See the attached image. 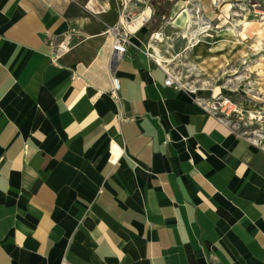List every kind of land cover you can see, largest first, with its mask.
<instances>
[{
  "label": "crops",
  "instance_id": "obj_1",
  "mask_svg": "<svg viewBox=\"0 0 264 264\" xmlns=\"http://www.w3.org/2000/svg\"><path fill=\"white\" fill-rule=\"evenodd\" d=\"M122 1L0 0V264H264V146L166 84L146 25L112 60Z\"/></svg>",
  "mask_w": 264,
  "mask_h": 264
},
{
  "label": "rangeland",
  "instance_id": "obj_2",
  "mask_svg": "<svg viewBox=\"0 0 264 264\" xmlns=\"http://www.w3.org/2000/svg\"><path fill=\"white\" fill-rule=\"evenodd\" d=\"M149 6L151 53L155 44L182 86L264 146V0H144L142 9ZM183 11L192 20L187 29L176 23Z\"/></svg>",
  "mask_w": 264,
  "mask_h": 264
},
{
  "label": "built area",
  "instance_id": "obj_3",
  "mask_svg": "<svg viewBox=\"0 0 264 264\" xmlns=\"http://www.w3.org/2000/svg\"><path fill=\"white\" fill-rule=\"evenodd\" d=\"M144 7V0H123L121 5L122 10V22L120 25L114 27V44H113V54L112 60L117 62L121 59L127 49V44L129 42V33H126L125 25H145L152 18L151 14L146 13V8ZM71 50L69 43L55 42L54 50L51 54L52 61L58 63L60 58L68 53ZM168 73V78L166 80L167 85H180L177 77L169 70H166ZM121 89L120 79L116 76L113 77V88L111 90V95L117 99L120 98L119 92ZM212 111L216 114L220 113L218 107H210ZM123 154V150L116 145L115 140L110 142V161L116 163Z\"/></svg>",
  "mask_w": 264,
  "mask_h": 264
},
{
  "label": "bare ground",
  "instance_id": "obj_4",
  "mask_svg": "<svg viewBox=\"0 0 264 264\" xmlns=\"http://www.w3.org/2000/svg\"><path fill=\"white\" fill-rule=\"evenodd\" d=\"M190 17L191 16L186 11L179 12V18L177 19L176 23L179 26L184 27V28L187 29L192 23V20H191ZM155 38L158 39V40H162L160 33H157L155 35ZM251 46L253 48H258V44H256V43H251ZM153 47H154V50H155V53H154L155 58L159 62H161L162 64L168 62V60H166L165 57L161 55L159 48L155 44H153Z\"/></svg>",
  "mask_w": 264,
  "mask_h": 264
}]
</instances>
